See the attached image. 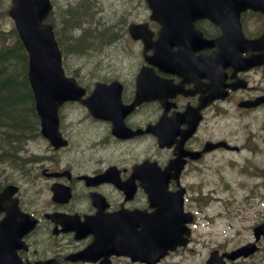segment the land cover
I'll return each mask as SVG.
<instances>
[{"label": "flooded vegetation", "instance_id": "af4514ba", "mask_svg": "<svg viewBox=\"0 0 264 264\" xmlns=\"http://www.w3.org/2000/svg\"><path fill=\"white\" fill-rule=\"evenodd\" d=\"M262 6L264 7V3ZM233 8H235V4L232 7L230 18L221 16L217 18V21L227 28L229 35L225 42L232 39L235 49L237 42L233 35L238 30L247 39H255L264 31V12L247 8L238 13L236 20ZM137 22H148V28L152 32L158 30V25L155 22L148 21L144 14ZM194 24L201 35L209 40L218 38L222 33L220 25L210 18L197 20ZM214 50H218V47L208 48L205 46L201 53L208 56ZM250 54L252 52L247 50L242 52L241 56L246 57ZM129 61H133V63ZM126 62H128L127 65ZM234 62V58L224 61L222 62L224 67H222L220 61L216 69L209 66H203L202 69L192 67L189 70L190 77L163 73L156 67H152V74L146 75L147 79L143 82V86L145 89L151 90L154 95H159L160 99L146 100L135 105L133 110L124 116L123 123L131 129L140 128L145 130L147 127L155 126L158 122L163 121L164 131H160L161 137L169 136L177 142L185 138L182 145L185 152L201 151L207 142L225 140L218 137L235 135L232 132L226 133L228 128H233L236 130V135L246 138L247 143H250L254 152H262L264 150V139H260L263 137L261 130L264 129V125H261L258 121L257 110L264 104L254 108H246L240 107L238 103L242 100H252L257 96L264 95V64L239 69L237 65H229ZM144 66H148V64L141 53L140 57L134 60L128 58H102L96 64V71H100V73L95 74V76L106 77V79L97 80L105 83L119 81L122 86L121 102L124 105H130L134 100L136 75ZM102 72H105V74H102ZM156 76L159 79L169 80L172 85H179L182 82L186 94L169 91L168 85L158 80ZM190 79L204 83L206 85V87L202 86L204 94L209 96L219 90L213 89L214 84H223L224 95L221 99L213 100L208 106L200 109V120L195 131L189 136L186 132L187 121L192 118L193 114L191 113L189 116H180L179 114L187 108L195 110L201 95L200 92L196 91L195 84ZM233 82L237 85L231 89L230 84ZM117 108L115 106L114 110ZM236 118L239 121L233 122ZM119 119V115H115L114 121L90 119L98 129H108L107 136L100 141L101 147H95V152L92 154L88 153L89 148L96 143L88 138H81L76 133L74 134V140L79 150L76 149V152L72 154L75 155L72 163L65 164L60 160V155H56L65 148L52 151L49 147L51 153L49 151L48 154H43L42 162L40 161L39 164L41 170L47 169V172H57L68 169L70 173H65L64 176L56 178L44 176L46 178L44 181H41L40 178L39 183L41 184L35 186V192L28 196V198L32 197L29 199V203L22 207L24 211L33 215L37 220L36 227L25 235L28 250L19 252L23 261L32 263L35 261L44 262L49 259L53 260V264H145L131 261L127 257L115 256L111 253L109 243L103 239L100 240L99 244L95 243L93 245L95 260L68 261L65 259L68 255L74 254L91 244L95 235L88 233L78 241L74 240L73 235L75 234L71 232L55 236L51 233L52 228L56 225L55 222L45 217L46 214L58 213L70 216L76 222L94 221L106 226L117 214L135 217L138 213L141 215L142 211H151L147 195L143 189V185H146L149 180L133 178L130 181L133 173L132 167L148 160L156 162L158 166L163 168L168 160L174 156L175 144L160 148V140L156 132L145 133L132 139H117L111 134V129ZM222 119H228L231 123H225L220 129L219 123ZM82 124L80 121L76 123L77 126H82ZM168 128H174V130L169 131ZM109 134L111 137H109ZM82 141L85 142V147H81ZM112 142L118 144L112 146ZM242 149L243 143L241 148L239 147V151ZM222 150L224 151V149ZM137 151H139L138 154H136ZM211 153H203L201 158L196 161L184 158L185 162L178 183L170 181L168 190L173 192L178 190L179 186H182L186 195L192 187L190 178L205 175L204 171H195L194 166L203 165ZM137 156L140 157L137 158ZM110 166L115 167V169L109 171L111 177L105 172ZM101 174L102 176H100ZM142 174H146V171H142ZM155 181L157 182V180ZM125 182H128L126 184L131 187L134 186V191L130 192L129 186L125 191H122L119 188L120 186L117 185V183L121 185ZM33 183L37 182L34 181ZM52 183H61L69 187L70 194L66 201L53 200V195L49 190ZM124 185L123 189L125 188ZM192 203H194V200ZM184 207V213L180 216L182 219L186 218L185 213L188 211L192 214L194 212V208L190 207L189 201L185 202ZM100 230L103 233L101 236L104 237L105 230L103 228H100ZM193 232L194 230L191 231V235ZM193 236L192 238L190 236L189 241L192 240L193 242ZM191 243L189 242L184 248H178L157 264H193L191 255L194 253V249L191 247ZM210 248L212 247H209V250ZM214 248L219 253L222 252L219 244L215 245Z\"/></svg>", "mask_w": 264, "mask_h": 264}, {"label": "water", "instance_id": "95a60500", "mask_svg": "<svg viewBox=\"0 0 264 264\" xmlns=\"http://www.w3.org/2000/svg\"><path fill=\"white\" fill-rule=\"evenodd\" d=\"M49 10L48 0H12L8 14L13 18L18 35L28 53L27 77L34 96L35 110L40 119V132L54 147H58L66 142L58 132L56 110L64 100L79 99L81 90L75 87L72 79L64 77L60 64V52L51 26L48 23H42ZM101 106L100 102L95 103V107ZM158 190V184L153 183L150 188L153 202H165L158 197ZM13 192L15 187L11 185L0 192V211L5 210L6 213L5 218L0 221V264H19L18 261H14L15 255L11 254L13 240L18 238L14 235L10 236V233L13 223L19 225L18 232L22 230V224L30 223L18 212L16 200L8 205L7 202ZM254 234L256 238L261 234L264 236V223L254 228ZM9 237L11 240L8 241ZM167 243L168 241L163 239L162 248ZM153 246L154 252H157L154 242ZM138 250L145 252L144 246H140ZM254 250L253 243H248L228 254V257L234 259L240 255L247 256ZM13 258V263H7Z\"/></svg>", "mask_w": 264, "mask_h": 264}, {"label": "trees", "instance_id": "16d2710c", "mask_svg": "<svg viewBox=\"0 0 264 264\" xmlns=\"http://www.w3.org/2000/svg\"><path fill=\"white\" fill-rule=\"evenodd\" d=\"M93 8V0H79L63 10L66 14L58 43L67 62L88 57L92 51V32L96 30L90 25ZM76 30H82V34ZM27 60L15 29L6 13L0 12V188L12 178V172L29 173L25 146L39 137Z\"/></svg>", "mask_w": 264, "mask_h": 264}, {"label": "rangeland", "instance_id": "374dc122", "mask_svg": "<svg viewBox=\"0 0 264 264\" xmlns=\"http://www.w3.org/2000/svg\"><path fill=\"white\" fill-rule=\"evenodd\" d=\"M56 4L55 11L60 8L62 4L67 3H73L75 0H53ZM102 3L100 5V8L103 12L102 20L106 21V24H113L118 31L122 30L123 26H126L128 23V19L135 18L139 15L143 14L142 7L139 6V3H131L127 0H101ZM4 2L7 3V0H0V12H5V9L7 5H4ZM54 19H56V13L54 12ZM115 30L114 27H108V32L111 33ZM118 49V50H117ZM117 49L115 47L107 48L106 50H100L96 52L95 54H91L88 57L85 58H78V59H71L68 64L72 68H80L81 70L78 72V78L82 80L83 78H87L90 74V69L93 67V61L91 62L90 58H98V57H108V58H128L131 60L137 59L139 56V51L137 50L136 45H131L127 38L124 39L121 43H119ZM94 58V59H95ZM130 63H133V61H129ZM128 62H126V65ZM105 73V72H102ZM83 83L89 84L90 81L83 79ZM70 106V107H68ZM64 108V112H69V116H73L76 112V107L72 105H68ZM261 115H264V111L260 113ZM70 119H67L66 122H68ZM74 121V120H73ZM65 122V123H66ZM79 127V126H78ZM63 132L68 136L71 142H74L75 135L74 132H77V127L74 125L73 127L66 124V126H62ZM261 133L263 134V137L260 139H264V129L261 130ZM96 135L92 136H86L87 139H95ZM242 138V136H239ZM258 140V141H260ZM82 145H84V142L82 141ZM74 147L77 149L78 146L75 145ZM29 151H33L37 154L41 153H49L47 150V146L45 142H32L28 146ZM139 151L136 152L138 154ZM74 154V152H73ZM56 155H60V160L62 162H65V164H69V162H73L75 155H72L70 150H62L60 153H57ZM40 157V155H37ZM141 156V155H140ZM140 156H137L139 158ZM219 157L215 160L211 161L210 165L211 168L217 169L219 168L221 162L219 161ZM222 161V160H221ZM252 164L254 166L258 167H264V156H258L252 159L249 164ZM64 164V165H65ZM17 182L21 183L23 187H26L24 184V181L26 179L21 178L20 175L16 172L11 173ZM216 176H211L208 178H205L204 183V191H207L208 189H211L212 187L218 186V181L215 179ZM216 180V181H215ZM254 182V181H251ZM253 187L250 186L248 190ZM258 191L264 192V188H257ZM246 186L240 185V189L233 195V196H226L221 205L219 206V209H221L220 215L216 216V213L218 211L217 206H213L211 209L207 208L204 209L203 213L201 214V222L198 225L197 233L200 234V240L202 244L196 245L197 250V256L202 255L205 252V246L204 243H208V239H213L217 241H222L226 245H237L248 238L251 237L250 235V228L252 225H254L256 222L260 221L264 217V205L260 204V200L263 199L260 197H256L254 200L249 201V195H252L256 193V190L254 189L253 193L249 192L246 194ZM28 194H23L24 197V203L25 205L29 203V199L26 196ZM248 204H251L250 207H248ZM245 207V210L242 211L240 214L235 215L230 221L228 220L230 217H232V214L234 211H236V208H242ZM215 213V214H214ZM208 215L211 219L209 220V224L207 225L203 219V217ZM264 256V249L261 253L258 254L254 258V260L257 259V262L260 260V256ZM252 262V261H250ZM255 264H264V261L261 263Z\"/></svg>", "mask_w": 264, "mask_h": 264}, {"label": "bare ground", "instance_id": "6f19581e", "mask_svg": "<svg viewBox=\"0 0 264 264\" xmlns=\"http://www.w3.org/2000/svg\"><path fill=\"white\" fill-rule=\"evenodd\" d=\"M4 171V170H3Z\"/></svg>", "mask_w": 264, "mask_h": 264}]
</instances>
